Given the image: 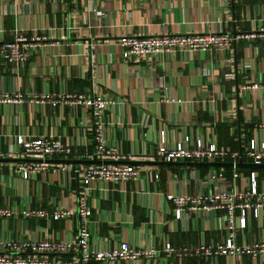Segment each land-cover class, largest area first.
Here are the masks:
<instances>
[{
	"label": "crops",
	"instance_id": "0c3cea01",
	"mask_svg": "<svg viewBox=\"0 0 264 264\" xmlns=\"http://www.w3.org/2000/svg\"><path fill=\"white\" fill-rule=\"evenodd\" d=\"M264 27V0H0V46L17 36L42 38L26 60L0 57V93L19 92L20 103H0V208L17 216L0 217V239L31 238L76 241L79 218L53 220L56 206L76 205L79 182L60 166L27 181L11 172V159H23L15 139L44 135L71 144L67 159L87 160L94 153L90 109L61 101L28 102L32 94L89 95L99 92L114 100L104 114L105 133L127 160H148L161 140L172 146L184 134L213 137L218 145L239 149L255 134L264 137V92L242 86L264 84V37L239 39L223 53L205 51L191 58L169 56L124 60L120 37L160 33H251ZM181 102L170 103L166 98ZM10 149L13 152H10ZM32 158V157H29ZM9 159V160H8ZM59 159V158H55ZM174 164L142 165L139 176L115 184L96 183L90 191V216L84 227L96 249L120 241L136 247L223 244L225 209L191 214L175 220L167 192H195L197 179L211 167ZM66 164V163H58ZM226 176L231 170L225 167ZM259 180L264 167L254 168ZM239 185L249 171L238 170ZM104 187L108 188L107 193ZM206 193L207 189H202ZM44 210L47 218H25V209ZM235 209V216L239 215ZM235 240L264 239V215L252 214ZM5 255L9 250L0 251ZM25 256L26 254H21ZM69 253L32 254L47 260H69ZM88 264H107L90 259ZM113 264H229L225 256L118 259ZM234 264H264V258L244 255Z\"/></svg>",
	"mask_w": 264,
	"mask_h": 264
},
{
	"label": "built area",
	"instance_id": "2783aa9c",
	"mask_svg": "<svg viewBox=\"0 0 264 264\" xmlns=\"http://www.w3.org/2000/svg\"><path fill=\"white\" fill-rule=\"evenodd\" d=\"M264 37V27L251 33H226L221 31L206 33L181 34L160 33L156 35H131L120 37L121 56L124 60L139 58H150L152 55L169 56L174 52H180L185 57L191 58L195 53L205 51H217L223 53L230 50L233 43L239 39H252ZM42 38L33 37L26 39L17 36L11 42H5L0 46V57L5 62L20 63L26 60L28 51L37 46ZM263 91L264 84L250 83L242 86V90ZM28 102L51 103L66 101L70 104H81L90 109L92 121V143L94 145L93 157L100 160H127L118 148L109 145L105 133L104 114L114 104V100L107 98L99 92L89 95L69 94H32L26 98ZM23 101L19 92L11 94L1 92L0 103H20ZM165 101L174 103L181 102L177 98H166ZM240 143L239 149L229 146L218 145L213 137L206 134L205 138H193L184 134L174 145L170 146L164 140L160 141L154 153L150 154L148 160H162L167 162H228L230 176H226L225 167H211L206 176L197 179L199 185L190 193L186 190L180 192H167L166 198L173 204V215L175 220H186L191 214H204L225 209L226 215L222 216L221 228L227 230V237L223 244L196 246H174L166 242L162 249L149 247H136L129 241H120L117 245L96 249L90 242V232L84 227L88 222L91 210L88 204L90 191L98 182L103 184H115L136 179L139 176V167L131 164H58L45 162H14L11 165L13 175L27 181L37 174L43 173L55 167L72 170L79 182L77 190L76 205L73 207L58 205L50 214L53 220L69 219L73 216L79 218L83 225L80 226L76 241L70 239L48 240L31 238L28 240L0 239V251L9 250L12 254L0 253V264H88L90 259L113 264L118 259L137 260L140 258H154L160 253L165 256L177 258L225 256L229 264H234L244 255L264 258V239L254 243L242 241L238 244L235 240V229H244L246 219L252 214L254 217L264 215V178L259 180L258 172L251 170L244 176V184L239 185L240 174L237 171L239 161L255 164L264 163V137L256 134ZM19 147L18 152L24 158L38 159H67L71 152V144L60 140L49 139L44 135L26 138L19 135L15 139ZM10 152H13L10 149ZM1 156V155H0ZM91 158V159H92ZM246 160V161H245ZM94 184V185H93ZM207 189L206 193L202 190ZM107 193L108 188L104 187ZM239 210L235 216L234 210ZM22 217L47 218L44 210L25 209L20 213ZM17 216L14 210L0 208V217L10 218ZM68 252L69 260H47L34 257L32 254H61ZM25 253L23 256L21 254Z\"/></svg>",
	"mask_w": 264,
	"mask_h": 264
},
{
	"label": "water",
	"instance_id": "95a60500",
	"mask_svg": "<svg viewBox=\"0 0 264 264\" xmlns=\"http://www.w3.org/2000/svg\"><path fill=\"white\" fill-rule=\"evenodd\" d=\"M235 34V32H232ZM6 160V159H0ZM9 160V159H8ZM10 161H26V162H45V163H73V164H104V165H117V164H131L135 166H142V165H159V164H174L176 162H160V161H143V160H100L96 157L87 160H77V159H38V158H23V159H11ZM187 165L191 166H198V167H229L231 168L232 164L228 162H187ZM238 167H245V168H258L264 167V163L255 164V163H243L239 161L237 163Z\"/></svg>",
	"mask_w": 264,
	"mask_h": 264
},
{
	"label": "trees",
	"instance_id": "16d2710c",
	"mask_svg": "<svg viewBox=\"0 0 264 264\" xmlns=\"http://www.w3.org/2000/svg\"><path fill=\"white\" fill-rule=\"evenodd\" d=\"M244 163H250V162H244ZM238 170H248V171H251L253 170L254 168H245V167H237Z\"/></svg>",
	"mask_w": 264,
	"mask_h": 264
},
{
	"label": "rangeland",
	"instance_id": "374dc122",
	"mask_svg": "<svg viewBox=\"0 0 264 264\" xmlns=\"http://www.w3.org/2000/svg\"><path fill=\"white\" fill-rule=\"evenodd\" d=\"M246 161V160H245Z\"/></svg>",
	"mask_w": 264,
	"mask_h": 264
}]
</instances>
